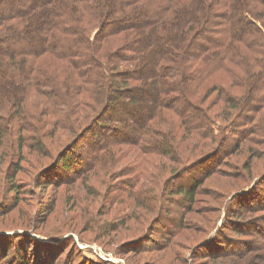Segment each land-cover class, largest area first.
I'll list each match as a JSON object with an SVG mask.
<instances>
[{
	"label": "rangeland",
	"instance_id": "374dc122",
	"mask_svg": "<svg viewBox=\"0 0 264 264\" xmlns=\"http://www.w3.org/2000/svg\"><path fill=\"white\" fill-rule=\"evenodd\" d=\"M3 33L6 29L0 24V36ZM116 60L119 69L134 67L127 59ZM137 82L132 84L147 89L139 97L151 98L155 86ZM57 87L67 92L64 81H58ZM207 90L201 88L192 99L223 128L219 132L223 139L210 142L197 137L184 129L177 116L159 110L150 127L151 145L165 144L172 130V154L115 145L83 176H73L67 183L52 168L61 166L59 154L91 123L96 128L115 126L127 134L133 131L128 125L133 117L130 110L141 117L143 108L153 110L155 105L132 104L127 94L125 106L116 104L115 111L111 105L110 112L102 114L106 107L92 101L75 113H64L62 103V112L53 115L47 98H33L15 108L26 118L18 124L1 111L11 106L10 100L3 101L0 264H264V210H259L264 206L251 210V201H244L255 196L264 199V110L246 111L247 124L239 122L240 108L226 109L224 97L205 95ZM232 96L235 107L246 99L241 90L233 89ZM80 100L76 97L73 103ZM109 113L115 120L108 121ZM101 114L100 122L95 121ZM20 127L26 129L27 140L19 138ZM243 131L251 133L242 139ZM95 132L105 136L102 129ZM34 142L41 143L40 151L24 146ZM77 148L83 153L84 146ZM193 176L200 184L193 199H188L175 189L192 184Z\"/></svg>",
	"mask_w": 264,
	"mask_h": 264
},
{
	"label": "trees",
	"instance_id": "16d2710c",
	"mask_svg": "<svg viewBox=\"0 0 264 264\" xmlns=\"http://www.w3.org/2000/svg\"><path fill=\"white\" fill-rule=\"evenodd\" d=\"M0 24L6 29L0 36V104L11 101L8 110H1L10 121L24 123L26 118L15 108L33 98H47L53 115L62 112V103L64 113H75L92 101L106 107L102 114L110 112L111 105L115 111L116 104L125 106L127 94L132 104L155 105L153 110L143 108L141 117L130 110L133 117L128 125L133 131L127 134L104 126L100 128L105 136L97 135L96 129H101L91 123L59 154L61 166L52 168L65 183L83 176L115 145L172 154V130L167 131L165 144L151 145L150 127L159 110L177 116L184 129L197 137L210 142L223 139L219 133L223 128L192 99L201 88L208 89L205 95L223 96L226 109L240 108L239 122H247L246 111L264 110V0H0ZM110 41L115 44L105 45ZM115 58L127 59L134 67L119 69ZM163 77L165 86L160 82ZM58 81H64L66 93L57 87ZM137 81L159 86L158 92L152 89L151 98L142 96L143 100L139 93L147 89L132 84ZM233 89L246 97L237 107L232 106ZM76 97L81 100L73 103ZM102 114L95 121L100 122ZM107 117L109 122L115 120L110 113ZM19 130V138L27 140L26 129ZM249 133L243 131L240 137ZM79 144L83 153L76 149ZM40 145L24 143L36 151ZM190 179L192 184H179L175 190L193 199L200 180ZM249 200L251 210L264 206L260 196L244 199Z\"/></svg>",
	"mask_w": 264,
	"mask_h": 264
}]
</instances>
